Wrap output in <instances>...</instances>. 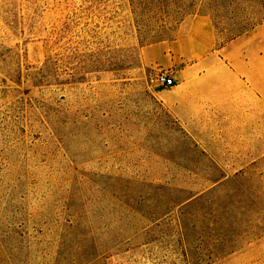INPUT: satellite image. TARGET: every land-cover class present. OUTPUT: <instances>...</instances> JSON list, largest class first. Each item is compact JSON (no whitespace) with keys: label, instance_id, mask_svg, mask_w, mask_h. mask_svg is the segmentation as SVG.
I'll list each match as a JSON object with an SVG mask.
<instances>
[{"label":"rangeland","instance_id":"rangeland-1","mask_svg":"<svg viewBox=\"0 0 264 264\" xmlns=\"http://www.w3.org/2000/svg\"><path fill=\"white\" fill-rule=\"evenodd\" d=\"M197 14L264 98V0H0V264H264V154L155 94Z\"/></svg>","mask_w":264,"mask_h":264},{"label":"crops","instance_id":"crops-1","mask_svg":"<svg viewBox=\"0 0 264 264\" xmlns=\"http://www.w3.org/2000/svg\"><path fill=\"white\" fill-rule=\"evenodd\" d=\"M168 50L175 84L155 94L176 121L193 132L201 129L198 124L209 123L211 115H216L214 120L225 124L233 143L240 137L235 131L242 132L247 153L242 151L241 155L264 154V98L247 85L243 73L213 56L216 49L211 20L197 14L181 22Z\"/></svg>","mask_w":264,"mask_h":264},{"label":"built area","instance_id":"built-area-1","mask_svg":"<svg viewBox=\"0 0 264 264\" xmlns=\"http://www.w3.org/2000/svg\"><path fill=\"white\" fill-rule=\"evenodd\" d=\"M154 83L155 86L166 88L175 84V78L168 72H159L155 76Z\"/></svg>","mask_w":264,"mask_h":264}]
</instances>
